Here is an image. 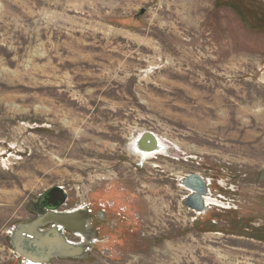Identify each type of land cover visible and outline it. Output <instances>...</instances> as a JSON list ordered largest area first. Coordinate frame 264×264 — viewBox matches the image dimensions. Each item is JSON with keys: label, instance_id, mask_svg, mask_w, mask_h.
<instances>
[{"label": "rangeland", "instance_id": "1", "mask_svg": "<svg viewBox=\"0 0 264 264\" xmlns=\"http://www.w3.org/2000/svg\"><path fill=\"white\" fill-rule=\"evenodd\" d=\"M56 187L110 226L48 264H264V0H0V264Z\"/></svg>", "mask_w": 264, "mask_h": 264}, {"label": "water", "instance_id": "2", "mask_svg": "<svg viewBox=\"0 0 264 264\" xmlns=\"http://www.w3.org/2000/svg\"><path fill=\"white\" fill-rule=\"evenodd\" d=\"M128 149L130 153L136 154L137 151H145L146 153H155L160 150V145L157 137L153 132H144L137 137L134 143L129 144ZM144 162V161H141ZM183 185L191 191L190 195L186 197L185 204L189 209L202 213L206 210L204 197L208 194L206 181L198 174H191L186 176L183 180ZM62 188L56 187L50 192L63 193ZM60 195V194H59ZM74 219L77 220L76 212L67 214L64 219L54 218L52 221L55 226L63 225L67 228L73 229L72 225ZM20 232H16L12 237V250L25 256L28 260L34 263H48L52 259L62 258H79L85 254L86 248L83 246H75L62 240L57 227H54L48 233L42 234L38 232V224H23L20 225ZM26 233V236L22 235Z\"/></svg>", "mask_w": 264, "mask_h": 264}, {"label": "flooded vegetation", "instance_id": "3", "mask_svg": "<svg viewBox=\"0 0 264 264\" xmlns=\"http://www.w3.org/2000/svg\"><path fill=\"white\" fill-rule=\"evenodd\" d=\"M63 193L46 191L39 194L34 200L29 202L27 212L32 218L25 219L23 222L17 223L10 233L13 236L16 232H20V225L23 224H38V232L45 234L51 231L54 227L58 228L59 235L62 240L69 242L75 246H83L86 248L85 254L98 246V234L108 230L110 224L108 223L106 207L102 206L100 209L92 208L91 204L72 205L66 191ZM60 194V195H59ZM76 212L77 220L74 219L72 225L73 229L67 228L63 225L55 226L52 221L54 218L64 219L67 214ZM29 238L26 233L22 234ZM9 237L10 247L12 237ZM31 238V237H30ZM18 255V264H48V263H34L28 260L25 256L14 251ZM62 259V258H56Z\"/></svg>", "mask_w": 264, "mask_h": 264}, {"label": "bare ground", "instance_id": "4", "mask_svg": "<svg viewBox=\"0 0 264 264\" xmlns=\"http://www.w3.org/2000/svg\"><path fill=\"white\" fill-rule=\"evenodd\" d=\"M155 136H156V135H155ZM156 137H157V136H156ZM157 139H158V142H159V145H160V150L157 151V152H162V153H164V152H163V149H164V145H163V143H164L165 140L163 141V139H159L158 137H157ZM139 152H140V153L142 154V156L145 157V158H146L147 156H150V158H151V156L154 154V153H152V154L149 153V154H148V153H146V150H145V151L142 150V152L139 150ZM156 154H157V153H156ZM156 154H155V155H156ZM135 156H136V155H135ZM153 156H154V155H153ZM146 159H147V158H146ZM203 179H204V178H203ZM206 184H207V182H206ZM181 188H183V189H185L186 191H188V192H189V195H190L191 191H190L189 189H187V188H186L185 186H183V185H181ZM189 195H188V196H189ZM204 199H205V200H204L205 205L209 206V204H210V203H209L210 198L208 197V194L204 197ZM207 206L205 207V208H206L205 211H207V209H208ZM197 213H198V212H197ZM198 214H199V213H198Z\"/></svg>", "mask_w": 264, "mask_h": 264}]
</instances>
